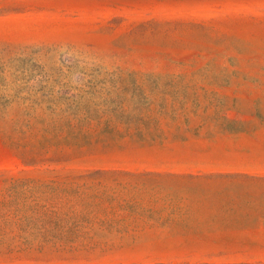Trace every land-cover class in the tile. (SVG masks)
Listing matches in <instances>:
<instances>
[{
	"label": "rangeland",
	"instance_id": "1",
	"mask_svg": "<svg viewBox=\"0 0 264 264\" xmlns=\"http://www.w3.org/2000/svg\"><path fill=\"white\" fill-rule=\"evenodd\" d=\"M0 264H264V0H0Z\"/></svg>",
	"mask_w": 264,
	"mask_h": 264
}]
</instances>
